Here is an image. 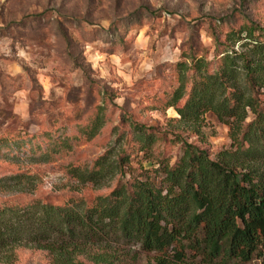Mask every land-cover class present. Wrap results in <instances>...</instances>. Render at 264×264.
I'll return each mask as SVG.
<instances>
[{
    "label": "rangeland",
    "instance_id": "374dc122",
    "mask_svg": "<svg viewBox=\"0 0 264 264\" xmlns=\"http://www.w3.org/2000/svg\"><path fill=\"white\" fill-rule=\"evenodd\" d=\"M246 19L264 28V0H0V137L25 132L27 142L0 146V177L22 172L30 180L12 191H33L18 196L3 187L0 203L22 204L34 196L60 204L73 196L92 201L107 195L129 176L98 189L69 168L91 169L122 147L138 173H152L160 159L175 163L183 151L180 139L212 160L232 150L230 129L212 113L196 124L181 119L191 79L186 95L180 88L169 102L182 53L217 68L212 36L223 42L227 30ZM234 50L258 61L243 41ZM258 97L264 110V88ZM100 112L104 124L88 139L83 130ZM253 119L247 110L244 126ZM126 120L154 136L150 152H138ZM126 251L133 258L128 264H154L155 254L138 246ZM15 254V264H51L42 250L18 248ZM183 264L210 263L187 251ZM228 264H264V249L248 262Z\"/></svg>",
    "mask_w": 264,
    "mask_h": 264
},
{
    "label": "trees",
    "instance_id": "16d2710c",
    "mask_svg": "<svg viewBox=\"0 0 264 264\" xmlns=\"http://www.w3.org/2000/svg\"><path fill=\"white\" fill-rule=\"evenodd\" d=\"M212 39L217 68L182 53L169 106L180 88L186 95L191 79L187 102L178 111L181 119L196 124L212 113L230 129L232 150L212 160L177 137L183 146L179 159L158 160L152 173L133 169L123 147L115 158H98L91 169L69 168L82 184L98 189L119 175L129 180L92 201L73 196L53 204L30 196L22 204L0 203V263L15 264L18 248L45 251L51 264H128L131 246L155 254L154 264H183L187 251L210 264L244 263L264 249V110L258 97L264 88V28L246 19L229 28L223 42L217 35ZM240 41L258 61L234 50ZM247 110L254 119L244 126ZM104 119L97 114L83 134L94 138ZM126 121L138 152H150L153 135ZM24 137L25 132L6 134L0 146L27 145ZM29 180L22 172L0 177V194L31 195L22 187L11 189Z\"/></svg>",
    "mask_w": 264,
    "mask_h": 264
}]
</instances>
